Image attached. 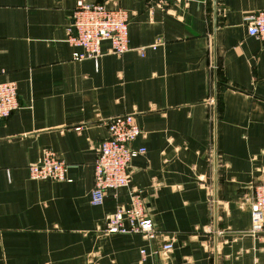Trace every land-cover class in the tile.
Returning <instances> with one entry per match:
<instances>
[{"label": "crops", "instance_id": "obj_1", "mask_svg": "<svg viewBox=\"0 0 264 264\" xmlns=\"http://www.w3.org/2000/svg\"><path fill=\"white\" fill-rule=\"evenodd\" d=\"M82 1L129 17V49L103 41L97 69L66 41L77 0H0V82H16L20 103L0 120V264H264L248 200L264 181V40L244 21L264 0H216L215 40L214 0L152 12L145 0ZM121 114L145 152L128 186L93 205L97 146ZM45 149L66 180L30 178ZM138 191L156 236L100 232Z\"/></svg>", "mask_w": 264, "mask_h": 264}, {"label": "built area", "instance_id": "obj_2", "mask_svg": "<svg viewBox=\"0 0 264 264\" xmlns=\"http://www.w3.org/2000/svg\"><path fill=\"white\" fill-rule=\"evenodd\" d=\"M150 12L165 9L166 5L176 0H145ZM247 33L264 40V9L245 16ZM127 12L120 7H106L103 4H89L77 0L67 28L66 41L73 47L72 58L76 61L92 59L96 69L98 59L103 55L101 43L108 41L109 52L123 54L129 49ZM154 48V46H152ZM143 52V50H140ZM142 54V53H141ZM20 106L17 84L14 81L0 82V120L6 119ZM107 137L97 146V158L94 162V182L91 190V203L100 205L109 189L126 187L129 184V164L135 156L145 152L144 147L134 148L132 142L142 131L133 115H115L106 121ZM28 172L34 180H66L67 164L57 154L45 149L39 159L28 165ZM250 202V233L264 234V181L253 185ZM103 234H141L145 239H153L157 232L153 221L145 208L140 191L132 194V206H117L107 214ZM173 248L172 239L161 247L160 253L166 255ZM142 257L144 250L140 251ZM157 254V252H153Z\"/></svg>", "mask_w": 264, "mask_h": 264}, {"label": "water", "instance_id": "obj_3", "mask_svg": "<svg viewBox=\"0 0 264 264\" xmlns=\"http://www.w3.org/2000/svg\"><path fill=\"white\" fill-rule=\"evenodd\" d=\"M215 17H216V0H214V40H215V30H216V24H215ZM216 64V56H215V51H214V66ZM213 82H214V88L216 87V72L214 70V74H213ZM214 124H215V116H214ZM215 128V127H214ZM214 177H215V174H216V154H215V151H214Z\"/></svg>", "mask_w": 264, "mask_h": 264}]
</instances>
